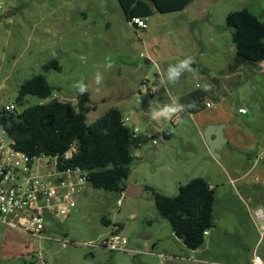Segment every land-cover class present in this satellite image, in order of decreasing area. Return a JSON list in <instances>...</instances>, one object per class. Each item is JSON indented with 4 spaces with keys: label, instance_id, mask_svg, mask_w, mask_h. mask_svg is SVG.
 Wrapping results in <instances>:
<instances>
[{
    "label": "rangeland",
    "instance_id": "374dc122",
    "mask_svg": "<svg viewBox=\"0 0 264 264\" xmlns=\"http://www.w3.org/2000/svg\"><path fill=\"white\" fill-rule=\"evenodd\" d=\"M0 5V110L8 103H14L19 112L42 103L32 95L26 96L23 104L17 102L21 85L36 75L46 77L55 89L54 98L76 106L82 96L73 85L83 80L89 88L90 105L95 107L88 114L89 123L111 109L119 110L127 124L136 114L142 118V124L136 127V141H144L143 145L154 151L144 157L146 174L158 186L156 189L168 197H175L179 186L177 176L166 169L170 156L184 145V138L174 135L168 141L163 136L156 137L157 132L185 131L187 145L204 148L206 143L198 135L197 123L189 117L185 116L179 125L152 120L151 109L165 98L150 99L143 92L142 83L153 81L158 72L156 65L164 67L162 60L168 61L166 65L175 64L200 51V43L206 47V57L218 55L221 50L222 58L226 55L230 60L233 43L226 25L228 14L247 8L264 21V0H194L182 12L155 13L148 18L146 31L135 29L126 21L117 0H0ZM8 13L12 15L9 17ZM108 55L114 61L110 69L104 67ZM53 60L59 62L60 72L44 70V65ZM147 60L151 63L146 64ZM251 65L258 72L254 82L264 97V68L260 63ZM97 72L103 76L100 85L95 83ZM206 83L207 79L201 77L189 78L190 87L199 91ZM207 100L213 101L214 97L206 95ZM153 140L157 141L156 146ZM139 165V160L134 159L131 168L135 173ZM188 171L192 174L195 168L190 166ZM148 177H141V182ZM178 178L182 185L189 182L185 173ZM120 198V194L86 184L76 196V208L70 217L48 218L42 238L0 221V264H202L185 252L152 249L163 224H170L160 217L150 191L145 189L135 198L125 195L118 206ZM104 216L111 220L110 226L102 224ZM113 231L128 238L130 252H114L101 246ZM259 252H264V236ZM241 258L245 260L246 256ZM207 259V264H211L213 258Z\"/></svg>",
    "mask_w": 264,
    "mask_h": 264
},
{
    "label": "crops",
    "instance_id": "0c3cea01",
    "mask_svg": "<svg viewBox=\"0 0 264 264\" xmlns=\"http://www.w3.org/2000/svg\"><path fill=\"white\" fill-rule=\"evenodd\" d=\"M117 3L121 8L118 0ZM195 42L198 43L196 39ZM200 46L201 50L191 55L196 60L192 65L195 71L182 75L178 83L166 86L161 85L160 73L157 72L152 82L145 80L142 83V89L152 100L160 101L165 98L157 108L169 103L170 97L173 96L179 97L182 104L194 103V108L167 121L179 122V125L185 116L189 117L197 123L198 135L203 138L208 125L226 124L224 135L227 143L219 151V159L213 157L207 144L204 148L195 144L187 145L185 131L176 134L159 130L156 135L163 136L168 141L174 135L184 138V145L176 150L175 156H170L166 170L170 175L177 176L178 186L183 183L178 178L182 173L187 175L189 181L202 177L209 182L215 192V226L208 231L203 247L193 251L186 248L174 235L171 226L163 224L164 232L155 236L152 249L172 251L173 254L185 252L191 255L194 261L202 264L209 263L207 257L213 258L211 264H252L255 255L264 260V252H259L264 234L254 217L256 208L264 209V161L257 159V155L264 150V97L254 82L258 75L257 70L252 63H247L237 56L234 44L231 46L230 60H227L226 55L222 58L221 50H218V55L214 53L212 57H206L205 45L200 43ZM150 63L151 61H146V64ZM161 63L164 64V67H159L161 70L169 66L166 65L167 60H162ZM260 65L264 68V62ZM192 76L207 79L205 85H210V89L202 88L199 91L190 87L189 78ZM143 85L148 89L145 90ZM206 95L213 96L214 100L205 101ZM207 103H213L214 106L208 108ZM212 111L214 114L210 113ZM141 124L142 118L136 114L128 125L137 127ZM143 143L144 141L137 142L135 138L133 156L139 160L140 165L136 173V170L131 168L127 187L132 194L141 193L140 196L145 187H158L152 178L147 176L144 163V157L153 155V148L145 147ZM190 166L195 168L192 174L188 171ZM135 174L137 176L132 178ZM141 177L149 179L144 178V182H141ZM179 244H182L184 249H180ZM176 245L179 248H176ZM226 254L231 257L228 258ZM245 256L246 259L243 260L241 257Z\"/></svg>",
    "mask_w": 264,
    "mask_h": 264
},
{
    "label": "trees",
    "instance_id": "16d2710c",
    "mask_svg": "<svg viewBox=\"0 0 264 264\" xmlns=\"http://www.w3.org/2000/svg\"><path fill=\"white\" fill-rule=\"evenodd\" d=\"M126 21L133 17L148 19L155 12L171 14L184 11L194 0H118ZM226 25L232 32V42L237 56L247 63L264 62V21L244 8L228 14ZM49 72L61 71L58 61L44 65ZM55 89L44 75H36L24 82L18 92L17 102L23 104L26 96L38 97L40 104L29 106L21 112L0 110V126L14 141L17 150L29 157L58 158L59 168L80 169L87 174L93 188L112 194H123L128 187L131 165L134 160L135 134L123 114L111 109L93 123L88 114L95 109L89 94L82 96L75 106L54 98ZM47 100H49L47 102ZM46 101V102H45ZM74 149L71 159L64 153ZM154 197L161 218L167 220L174 235L186 248L196 251L205 244V232L215 226V192L209 182L196 177L179 185L178 194L168 197L160 190L147 186ZM102 224L110 226L111 220L102 217ZM120 228L123 226L116 225Z\"/></svg>",
    "mask_w": 264,
    "mask_h": 264
},
{
    "label": "built area",
    "instance_id": "2783aa9c",
    "mask_svg": "<svg viewBox=\"0 0 264 264\" xmlns=\"http://www.w3.org/2000/svg\"><path fill=\"white\" fill-rule=\"evenodd\" d=\"M130 24L143 31L149 29L145 18L133 17ZM143 87L148 89L146 85ZM213 106V103H207L208 108ZM3 109L9 113L18 112L14 103H8ZM133 130L134 134L138 132L135 126ZM152 144L156 146L157 141L153 140ZM257 159L264 161V150L257 155ZM86 184V172L80 169L61 170L58 158L33 159L17 150L14 141L0 126V221L23 233L42 238L48 218L64 220L70 217L76 208V196ZM125 195L121 194L118 206ZM254 217L264 234V209L256 208ZM204 234L207 236L209 232ZM128 244L127 237L113 231L101 246L114 252H130ZM252 264H264V260L255 255Z\"/></svg>",
    "mask_w": 264,
    "mask_h": 264
},
{
    "label": "clouds",
    "instance_id": "9594fccd",
    "mask_svg": "<svg viewBox=\"0 0 264 264\" xmlns=\"http://www.w3.org/2000/svg\"><path fill=\"white\" fill-rule=\"evenodd\" d=\"M113 58L108 55L105 57V68H112L113 67ZM196 63V60L192 56H186L185 58L179 60L175 64H170L167 69L161 70L159 68V65H156L157 71L160 73V83L161 85H168V84H176L179 82L181 76L185 72H193L195 71L192 67V65ZM103 82V76L100 72H97L95 75V83L97 85H100ZM74 89L77 91V93L81 96L88 93V85L83 80H78L73 85ZM205 90L210 89V85H204L203 86ZM195 104H182L180 102L179 97H170V102L166 103L158 108H152L151 109V119L154 121H160L163 120H170L174 116H179V114L184 113L188 111V109L194 108ZM74 149L69 148L68 151L64 153V156L66 159H71L73 156Z\"/></svg>",
    "mask_w": 264,
    "mask_h": 264
},
{
    "label": "water",
    "instance_id": "95a60500",
    "mask_svg": "<svg viewBox=\"0 0 264 264\" xmlns=\"http://www.w3.org/2000/svg\"><path fill=\"white\" fill-rule=\"evenodd\" d=\"M12 13H8L7 16H11ZM135 29L136 27L133 26ZM226 129V124H216L208 125L203 133L205 143L207 144L209 151L216 158H220L219 151L222 150L224 145L227 143V139L224 135V130ZM126 195L129 197H138L141 193L132 194L131 191L126 190ZM62 264H67L63 262Z\"/></svg>",
    "mask_w": 264,
    "mask_h": 264
}]
</instances>
